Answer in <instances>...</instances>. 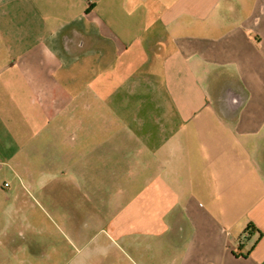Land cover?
<instances>
[{"label":"crops","instance_id":"crops-1","mask_svg":"<svg viewBox=\"0 0 264 264\" xmlns=\"http://www.w3.org/2000/svg\"><path fill=\"white\" fill-rule=\"evenodd\" d=\"M0 264H264V0H0Z\"/></svg>","mask_w":264,"mask_h":264},{"label":"rangeland","instance_id":"rangeland-1","mask_svg":"<svg viewBox=\"0 0 264 264\" xmlns=\"http://www.w3.org/2000/svg\"><path fill=\"white\" fill-rule=\"evenodd\" d=\"M8 166H10V165H5V167L6 168H8ZM10 168V167H9ZM9 171V170H8ZM11 173V172H10ZM10 173H8L7 175V178H9V177H11L10 175ZM3 177V176H2ZM1 177V178H2ZM2 182V181H1ZM39 199H38V201H36L35 200V203H37V205L38 206H40V207H45V206H47V202L45 201V197H43V196H41V197H38Z\"/></svg>","mask_w":264,"mask_h":264},{"label":"trees","instance_id":"trees-1","mask_svg":"<svg viewBox=\"0 0 264 264\" xmlns=\"http://www.w3.org/2000/svg\"><path fill=\"white\" fill-rule=\"evenodd\" d=\"M246 230H248L249 232H253L254 231V227L252 225H248Z\"/></svg>","mask_w":264,"mask_h":264},{"label":"built area","instance_id":"built-area-1","mask_svg":"<svg viewBox=\"0 0 264 264\" xmlns=\"http://www.w3.org/2000/svg\"><path fill=\"white\" fill-rule=\"evenodd\" d=\"M245 236L248 234V230L244 232Z\"/></svg>","mask_w":264,"mask_h":264}]
</instances>
